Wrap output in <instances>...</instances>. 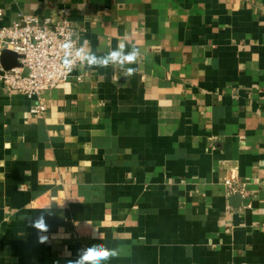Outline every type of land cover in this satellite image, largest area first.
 Listing matches in <instances>:
<instances>
[{"label":"crops","instance_id":"crops-1","mask_svg":"<svg viewBox=\"0 0 264 264\" xmlns=\"http://www.w3.org/2000/svg\"><path fill=\"white\" fill-rule=\"evenodd\" d=\"M0 8V28L65 9L92 51L142 53L130 78L82 66L41 98L0 85V264H69L98 243L120 250L109 264L264 263V0Z\"/></svg>","mask_w":264,"mask_h":264},{"label":"built area","instance_id":"built-area-1","mask_svg":"<svg viewBox=\"0 0 264 264\" xmlns=\"http://www.w3.org/2000/svg\"><path fill=\"white\" fill-rule=\"evenodd\" d=\"M62 12L63 17L58 22H53L49 17L42 19L38 15L20 13L10 25L0 28V71L4 70L1 64L2 49L8 48L20 55L21 66L0 73V85L8 92L17 91L29 97L41 98L46 91L68 81L75 71L80 70L82 66L67 72L62 65L63 44L69 37L73 40L80 38L69 12L65 9ZM77 43L80 44L79 40ZM78 78L82 79L81 76ZM34 110L43 111L45 105L40 104ZM227 184L232 185L230 181Z\"/></svg>","mask_w":264,"mask_h":264},{"label":"clouds","instance_id":"clouds-1","mask_svg":"<svg viewBox=\"0 0 264 264\" xmlns=\"http://www.w3.org/2000/svg\"><path fill=\"white\" fill-rule=\"evenodd\" d=\"M76 40L69 37L63 44L62 65L64 70L71 72L77 66L88 68H108L119 70L125 78H130L139 72L138 62L142 55L141 49L135 45H129L125 40L118 41L116 46L109 51L98 54L89 47L88 41L78 44ZM51 207V206H50ZM50 207H46L50 208ZM33 226L41 232L47 231L44 217L37 218ZM46 237H41V243ZM120 255L118 248H109L103 243L94 244L86 249L80 250L75 261L69 264H109V262Z\"/></svg>","mask_w":264,"mask_h":264},{"label":"water","instance_id":"water-1","mask_svg":"<svg viewBox=\"0 0 264 264\" xmlns=\"http://www.w3.org/2000/svg\"><path fill=\"white\" fill-rule=\"evenodd\" d=\"M20 55L8 48L2 49L1 54V64L3 66L4 70H9L16 66H21V63L19 61ZM4 70H1L0 73L3 74ZM28 71L26 70V73ZM243 201L242 195L240 193H236L230 197V203L233 206H236L237 204H240Z\"/></svg>","mask_w":264,"mask_h":264}]
</instances>
